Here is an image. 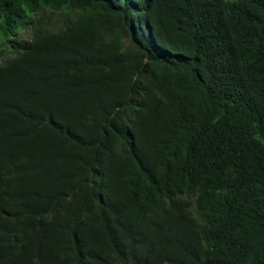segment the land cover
Here are the masks:
<instances>
[{
    "label": "trees",
    "instance_id": "obj_1",
    "mask_svg": "<svg viewBox=\"0 0 264 264\" xmlns=\"http://www.w3.org/2000/svg\"><path fill=\"white\" fill-rule=\"evenodd\" d=\"M0 58V264H264V0H0Z\"/></svg>",
    "mask_w": 264,
    "mask_h": 264
},
{
    "label": "rangeland",
    "instance_id": "obj_2",
    "mask_svg": "<svg viewBox=\"0 0 264 264\" xmlns=\"http://www.w3.org/2000/svg\"><path fill=\"white\" fill-rule=\"evenodd\" d=\"M20 37L29 38V33L27 31H24V32L20 33ZM0 60H1V58H0Z\"/></svg>",
    "mask_w": 264,
    "mask_h": 264
}]
</instances>
